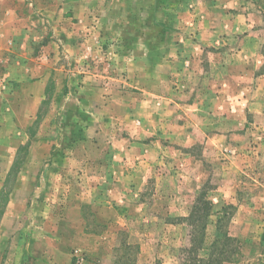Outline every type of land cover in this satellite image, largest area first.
<instances>
[{"label":"rangeland","instance_id":"obj_1","mask_svg":"<svg viewBox=\"0 0 264 264\" xmlns=\"http://www.w3.org/2000/svg\"><path fill=\"white\" fill-rule=\"evenodd\" d=\"M1 2L0 264H264V0Z\"/></svg>","mask_w":264,"mask_h":264},{"label":"crops","instance_id":"obj_2","mask_svg":"<svg viewBox=\"0 0 264 264\" xmlns=\"http://www.w3.org/2000/svg\"><path fill=\"white\" fill-rule=\"evenodd\" d=\"M8 3V2H7ZM7 3H3L1 2L0 3V33H1V26H7V24H9L10 26V21L8 20V17L5 15V10H6V6H7ZM9 8H11V6L9 5ZM2 11V12H1ZM2 13V14H1ZM11 27V26H10Z\"/></svg>","mask_w":264,"mask_h":264},{"label":"trees","instance_id":"obj_3","mask_svg":"<svg viewBox=\"0 0 264 264\" xmlns=\"http://www.w3.org/2000/svg\"><path fill=\"white\" fill-rule=\"evenodd\" d=\"M206 202H207V201H206ZM207 203H208V202H207ZM225 239H228V240H230V241H235V240L232 239V237H229V236H228V237L225 236ZM218 242H220V241L218 240L216 243H218ZM216 243H215V244H216Z\"/></svg>","mask_w":264,"mask_h":264}]
</instances>
